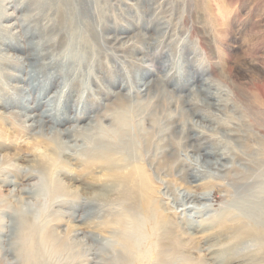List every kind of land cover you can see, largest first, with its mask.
Returning a JSON list of instances; mask_svg holds the SVG:
<instances>
[{"label":"rangeland","instance_id":"obj_1","mask_svg":"<svg viewBox=\"0 0 264 264\" xmlns=\"http://www.w3.org/2000/svg\"><path fill=\"white\" fill-rule=\"evenodd\" d=\"M29 1L0 0V35L24 43L47 34L53 39L44 60L60 56L66 36L45 25L48 7ZM77 11V35L91 56L80 84L64 96L56 95L62 75L47 80V70L39 77L44 86L14 88L37 82L21 76L39 62L25 57L31 47L0 40L6 74L0 84V264H138L126 235L147 251L146 264H264L258 240L231 239L236 220L255 226L264 220V0H82ZM35 25L49 28L36 33ZM11 53L19 58L6 64L3 57ZM42 88L34 112L53 95L70 117L77 111L84 116L77 122L86 128L80 129L84 141L100 133L109 141L121 138L118 146L145 171L163 223L143 219L139 201L121 197L112 185L111 200L102 195L104 183L92 178L103 167L91 157L103 148L83 144L84 153L69 142L59 158L72 178L40 165L42 147L58 138L27 128L16 111H24V96H38ZM68 123L76 122L63 127ZM72 133L79 135L67 137ZM211 150L222 157L208 155ZM17 153L27 160L14 158ZM27 167L35 172L28 180ZM186 189L207 194L185 196ZM75 196L84 205L72 218L58 204ZM88 202L102 209L87 214ZM127 212L133 219L123 221ZM14 218L26 223L24 242L21 235L8 236L6 224ZM28 241L33 260L22 252ZM122 250L132 253L125 263Z\"/></svg>","mask_w":264,"mask_h":264},{"label":"bare ground","instance_id":"obj_2","mask_svg":"<svg viewBox=\"0 0 264 264\" xmlns=\"http://www.w3.org/2000/svg\"><path fill=\"white\" fill-rule=\"evenodd\" d=\"M82 0H30L29 3L36 8H42V7H48V10L51 11V14L48 12L45 14L48 16V22L45 25H50L57 27V33L59 36L63 35L66 36V40L64 41L62 45V53L58 57H52L49 58V60H44L46 59V56L48 55V48L46 47L47 44L51 41L53 38H49V35L45 34L43 35V38L40 39H30L24 43H18L16 42L15 37H11L9 40L4 39L2 35H0V40H3L6 45L11 46L12 42L13 44H18V46H21L22 48H29L31 47V51L27 53L25 56L28 60L29 59H36L39 62V66L35 67L33 64H29L27 75L22 77L21 79L25 78H34V81L36 80L37 82H30V86L24 87L23 85H15L13 84L14 88H19L23 90H30V87L34 88L36 87H41L47 84V81H41L39 77L44 73V70H47L48 73H46V79L50 80L52 76L56 75H62L63 80H62V87L59 90L57 94L58 96H64L66 93L73 89L74 84H80L82 77V64L85 61H88L90 56L87 52V47H86V40L82 35H77L78 32V19L79 18V6ZM45 13V12H44ZM45 16V18H46ZM43 19V18H42ZM47 19V18H46ZM44 25V24H43ZM49 27L46 26H34V30L37 33H42L44 34L46 30ZM92 30V29H91ZM18 32V31H17ZM20 33V31H19ZM22 33V32H21ZM2 34V33H1ZM25 34H29V31L27 30ZM20 35V34H19ZM21 38V36H20ZM24 39V38H23ZM61 47V46H60ZM12 54V53H11ZM26 54V53H25ZM23 55V54H22ZM9 55H6V57H3V60L5 61L6 64L10 60H14V58H19L18 54H12L10 55L11 58H7ZM96 56V55H95ZM94 56V57H95ZM24 57V56H23ZM24 57V58H25ZM25 59L26 61H28ZM25 63V62H24ZM42 73V74H41ZM14 74V73H13ZM54 74V75H53ZM5 72L3 73V69L0 70V84H4L6 81L5 78ZM19 76V74H14ZM37 75V76H36ZM82 81V80H81ZM83 84V83H82ZM4 86V85H3ZM79 96H82L84 93V90L79 88ZM43 88L39 90V95L38 96H24L26 99H22L19 101L20 106L24 108V111H16L17 115H20L22 117V121L25 125H27V128H38V130L41 131H46V133H51L55 134L57 136V143L55 144H50L46 143L45 146L42 147V151L44 152V158L40 160V165L44 166L45 168L50 169H55L56 172L58 171H66V175L74 176L73 172L71 171V167L67 165L63 160L59 158V156L66 152V150L69 148V142H73L71 146H74L77 148L79 152H84L87 151V149H84V145H90L92 147H99L101 150H99V154H93L91 157L93 160H95L96 163L101 165L103 168L101 169V173L98 175H95L92 178V182L94 183H99L100 185L102 184L101 181L104 183L103 185V193L102 195L104 197H108L107 199L111 200V192L113 191L110 186H114L115 190L120 193L119 195L121 197H126L130 198L131 200H138L139 201V209H140V214L143 219H149L153 221L154 225H160L161 222H164V218L159 215L155 209L154 201L151 199V190L152 188L147 182L146 179V174L145 171L142 167L141 164H138L136 161L130 160L128 158L129 155H127L121 147L118 146L120 144L119 139L121 138H116L117 140H106L105 136H102L100 134L91 136V137H86V141H84L83 137L81 136L80 129L81 130H86L85 127H82V125H78L79 121L83 120L84 116H81L80 111H78L70 117L67 112L61 107L59 103L58 97L53 98V95L50 96V98L44 100L46 106H43V108L38 111L34 112L38 108H40V105L43 101H41V96ZM41 91V93H40ZM8 96V95H7ZM3 99V98H2ZM25 100V101H24ZM56 100L55 104H52ZM27 101H31L32 104H28ZM117 116V115H116ZM86 117V116H85ZM72 118V119H70ZM116 119L122 120L123 118L117 116ZM66 120H72L73 122H76L74 124H69L65 127H63V123ZM46 122H50L49 125H47ZM70 122V121H69ZM78 122V123H77ZM71 131H76L79 132L78 134H73L70 135V137H67V134ZM64 135H66V139H64ZM39 139V137L37 136ZM49 140V139H48ZM80 140H83L81 143H78ZM106 140V141H105ZM127 143V142H126ZM127 145V144H126ZM102 146V147H100ZM125 146V144L123 145ZM92 150V149H90ZM78 152V153H79ZM125 153V154H124ZM220 156H218V153L214 150L208 151V155H217L218 158L222 157L220 153ZM14 158L18 160H27L23 155H20L19 153L14 155ZM66 167V168H65ZM17 169L25 168V165H22L20 163H17L16 166ZM28 169V174L24 175L26 176L25 179H31L35 172L31 169ZM95 169V168H94ZM196 176V173L193 174ZM75 178V177H73ZM13 181V180H12ZM24 181V180H23ZM16 182V181H13ZM99 185V186H100ZM65 190L66 187L64 188ZM25 190V189H24ZM26 192L28 190H25ZM63 191V190H62ZM68 191H66L67 193ZM179 194V193H178ZM207 192L204 193H198L196 194L192 190L186 189L183 193L185 196H199L203 197L206 195ZM180 195V194H179ZM208 196V195H207ZM206 196V197H207ZM81 197V196H80ZM180 197V196H179ZM182 197V196H181ZM190 198V197H189ZM81 198L76 197L68 200H61L59 202V206H66L68 207L71 211L69 212V216L74 218L76 215V209L78 207L84 205V201L80 200ZM86 199V198H85ZM191 199V198H190ZM183 200V199H182ZM91 206L87 207L86 211L87 214H93L98 210V208L102 209L101 206L96 205L95 203L92 204L91 202H88ZM88 205V204H87ZM137 208V207H136ZM243 210V209H242ZM244 211V210H243ZM129 213H124V217H120L123 221H126L127 218L132 217L133 219V214L128 215ZM84 215L78 217V220H81ZM135 217V216H134ZM136 218V217H135ZM262 218V216H261ZM238 219V218H237ZM166 220V219H165ZM239 221L238 225H236L235 231L232 234V240L236 242H242L244 239H249L252 241L258 240V243L263 247L264 243V220L261 219V221L258 223V225L261 226H255V221L253 223L247 222L246 220H236ZM166 222V221H165ZM125 222H122L124 224ZM24 222H21V220L15 221V218L12 219L8 224H6L9 228L8 230L10 231L8 233V236L10 237H15L18 235L22 236V240L26 241L27 235H24V227H25ZM29 230V229H28ZM33 232V231H32ZM126 234V233H124ZM29 237V236H28ZM125 240V245L128 247H132L131 249L135 248V255H132V253H127L125 252L126 250H122L119 252L120 257L122 258V262L125 263V260H128V257L130 258H139V263L138 264H146V261H148V256H147V251H138L137 250V240L132 238L131 236L126 235L124 237ZM28 244H23L22 252L26 256L27 259H35V252L33 250V243L32 241H28ZM232 242V241H231ZM13 245V244H12ZM14 246V245H13ZM129 249V248H128ZM131 249H129L131 251ZM227 253H230L227 251ZM226 253V254H227ZM158 251L156 252V255H158ZM132 255V257H131ZM225 255V254H224ZM225 259H228L232 257L231 255H228L227 257L224 256ZM224 259V260H225ZM172 262H169L171 264ZM122 264V263H119ZM151 264V262H150Z\"/></svg>","mask_w":264,"mask_h":264}]
</instances>
